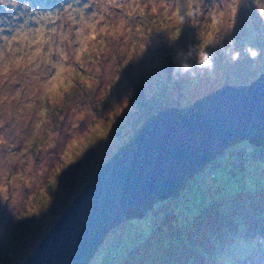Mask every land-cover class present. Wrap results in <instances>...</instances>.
<instances>
[{"label": "rangeland", "instance_id": "374dc122", "mask_svg": "<svg viewBox=\"0 0 264 264\" xmlns=\"http://www.w3.org/2000/svg\"><path fill=\"white\" fill-rule=\"evenodd\" d=\"M10 2L0 0V264H23L149 115L190 106L226 85H248L264 73V0H244L234 15L231 0H198L201 14L195 17L187 14L189 0L4 5ZM210 13L222 16L230 32L223 43L226 48L235 40L237 61L204 45ZM246 43L260 49L257 58L243 51ZM188 44L207 47L215 67L194 69L196 78L185 73L174 79L171 58ZM220 161L216 179L200 181L185 201L175 203L179 219L157 217L162 206L168 213L169 199H163L161 207L112 230L89 264H195L191 257L202 250L216 257L210 264H264L263 242L254 240L262 233L255 218L242 215L239 222L248 225L255 243L241 240L236 224L234 236L207 239L212 228L231 224L218 214L213 224L197 215L210 196L219 197L218 184L235 193L264 185V168L254 177L247 174L264 163L243 169L230 156ZM223 241L227 247L218 252Z\"/></svg>", "mask_w": 264, "mask_h": 264}, {"label": "water", "instance_id": "95a60500", "mask_svg": "<svg viewBox=\"0 0 264 264\" xmlns=\"http://www.w3.org/2000/svg\"><path fill=\"white\" fill-rule=\"evenodd\" d=\"M264 143V73L150 116L62 213L23 264H88L108 233L179 190L239 140Z\"/></svg>", "mask_w": 264, "mask_h": 264}, {"label": "trees", "instance_id": "16d2710c", "mask_svg": "<svg viewBox=\"0 0 264 264\" xmlns=\"http://www.w3.org/2000/svg\"><path fill=\"white\" fill-rule=\"evenodd\" d=\"M147 107H149V106H147ZM147 107H145V108H147ZM150 116H152V115H149L147 117V119ZM223 156H230L232 161H234V164H235L236 167H238V168L241 167L243 169H246V167H251V165L254 162H262V163H264V143H254L252 141H248L247 139H242V140H239L236 143L230 144L227 147H225L215 157H213L210 161H208V163H206V165L203 168H201L200 170L195 172V173L202 174L200 179L194 178L195 175H193L187 181L184 182V184L182 185V187L179 190L173 192V194L171 196L163 198V199H169V202L167 203L169 210H168V213H166L167 207L162 206V208L159 209V212H158L159 214H158L157 217L160 218L161 215L167 214L166 217L169 218V219H171L172 216H176L178 218V215L176 214V211L174 209L175 203L177 201H185L187 199V197H186L187 192H190V191L194 190L196 188V186H198L200 181L207 180V179L209 181L210 180L213 181L214 179H216L217 174L215 172H216L217 168L220 166V164H221L220 159ZM258 167H259V171H261L264 168V164H263V167L262 166L252 167L251 168L252 170H249V172H247V174L248 175H252L253 173L258 172L257 171ZM252 177H254V175H252ZM260 179H262V178H260ZM212 184L215 185V183H212ZM223 187H224L223 184H221V185L218 184L216 186L217 191L219 190V192H220L219 197L210 196L208 198L207 203L204 205L203 209L201 210V212H199L197 214V215H199L200 218L205 219L206 220L205 222L208 223V224L209 223L213 224L215 222V219H213L214 218L213 216H215L214 214H218L219 216L224 218V223H226L227 225H228L227 222H231V224H229L227 227H226L225 224L222 225L220 223V227L219 228H212L214 230L211 232V234H209L210 236L207 238V239H209L208 241H212V238H215V237H216L217 240H221V238L224 239V237L226 235H228L226 238L234 236L235 235V228H237L235 226V224H236V225L239 226V228H240L239 230L241 231V232H238V234L241 235L239 237L241 240H244L245 243L247 242L249 244L250 243H255L256 241H257L256 243H259V244H260V242H263V245H264V224H263L264 223V199H262V197H264V185L263 186H259V188L252 189V190H250L249 188H244L243 190H241V192L239 191L238 193H235V192H233L231 190L227 191ZM222 190H223L224 193H222ZM251 191H253V192H251ZM162 200H158L157 202H155L151 206L152 210L157 205H158V207L159 206L161 207ZM234 200H235V202H234ZM151 208L149 209V211L151 210ZM242 215H244V217H246L247 219H254L255 218L256 219V223L258 224V225L256 224L257 228H259V227L262 228V231H261L262 233H259L260 237L257 235V237L254 239L255 242H253L254 240L248 239L247 232H246V231L249 232L248 225L244 227L245 224L242 225V224L239 223L240 222V218H241L240 216H242ZM206 216H208V217L206 218ZM130 217H140V216H130ZM124 220H126V219H124ZM194 220L195 219L190 218V221H188L187 224H189V226H191L192 224H194V222H193ZM57 221L54 223V226L51 228L50 232H52L53 229L56 227ZM123 221H121L112 230L115 231L119 225L124 223ZM262 224H263V226H261ZM187 228H190V227H187ZM249 228H252V227H249ZM243 231L245 233H243ZM50 232L47 233L45 236H43L41 241L47 235H49ZM109 233H108V235H109ZM221 233H223V237H221V235H222ZM242 235H243V237H242ZM104 240H103V242H104ZM40 242H39V244H40ZM102 243L99 245V248L96 250V252L100 249ZM222 244H226V242L223 241V243L220 244L221 247H219L218 252L219 251L221 252L222 249H225L227 247L226 245L222 246ZM36 248H35V250H36ZM189 248L191 250L192 249H197L198 250L199 247H198V245L190 244ZM197 250L194 253H196ZM96 252L91 256V259L96 254ZM33 253H31V254H33ZM210 256H206L203 253V250H202V256H199V257L192 256L191 259H194L193 262L195 264H199V263L210 264L216 258L215 256H214V258L210 257ZM91 259H90V261H91ZM218 260H220V259H218ZM188 261L190 262V260H188ZM89 262H88V264H89ZM155 264H157V263H155Z\"/></svg>", "mask_w": 264, "mask_h": 264}, {"label": "clouds", "instance_id": "9594fccd", "mask_svg": "<svg viewBox=\"0 0 264 264\" xmlns=\"http://www.w3.org/2000/svg\"><path fill=\"white\" fill-rule=\"evenodd\" d=\"M255 3L256 0H253ZM18 0H11L10 3L4 4L5 6L11 5L16 6ZM244 0H231L229 8L233 15L239 11L240 7L243 5ZM195 5V7H193ZM264 10V9H262ZM188 16L195 17L201 14V9L198 0H189ZM209 23L205 25L207 31L202 34L204 45L211 48L219 47L224 51L226 55H230L232 61H237L240 58V51L233 50L235 47V40H228V47L225 48L224 40L230 35V32L223 29V18L217 13L209 14ZM179 22L183 23V16L179 17ZM224 30L225 34L220 35V32ZM175 43V37H172L169 41V46ZM205 46H198L194 44H188L185 49H178L172 56L173 70L172 74L174 79H179L185 73H188L190 77L196 78L197 72L194 69H199L201 73L206 69L212 72L214 64L213 53L207 50ZM243 51L248 54L251 59H255L260 55V49L253 47L251 44H245ZM193 59L195 63L193 64Z\"/></svg>", "mask_w": 264, "mask_h": 264}]
</instances>
